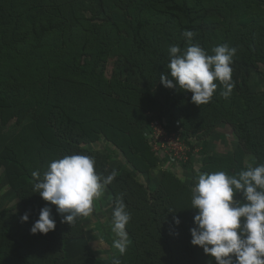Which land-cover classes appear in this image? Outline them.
Listing matches in <instances>:
<instances>
[{
    "label": "trees",
    "instance_id": "16d2710c",
    "mask_svg": "<svg viewBox=\"0 0 264 264\" xmlns=\"http://www.w3.org/2000/svg\"><path fill=\"white\" fill-rule=\"evenodd\" d=\"M220 2L222 6L224 4L229 6L230 20L224 16L225 31L228 35L232 32L234 37L232 41L238 52L236 57L232 58V71L236 63L244 66L257 62L264 64V0H220ZM79 3L78 1L75 6H79ZM25 5L26 0H0L1 51L2 48H11L12 37L21 26L19 15L25 12L23 11ZM108 5L117 6L123 11L126 24L121 27L125 28L124 36L129 41V47L126 49L127 57L137 66L142 86L136 87L134 93H131L129 87L125 89L121 82L104 83L96 95L87 97L83 102L69 101L71 105L63 107L65 101L61 97L68 98L63 88L43 86L38 90L43 92L40 99L36 97L35 100L34 93L28 104H24L16 102L14 96L9 95L0 83V119L5 123L2 117L7 114L8 117L14 118L16 124H20L18 126L21 132L28 133L30 137L35 134L39 140L44 136L49 147L50 160L77 153L94 157L95 170L103 176L113 171L102 164L98 154L92 155L90 150L81 147L82 143L93 141L99 134L106 135L109 140L117 144L133 168L139 173L148 174L147 179L152 180L150 170L159 157L151 150L144 137V130L152 117L148 119L143 116L145 109L151 110L155 114L153 116L159 119L169 115L171 110H176L177 119L171 120L169 117L166 119L180 127L187 141L193 134L206 139L207 135L217 130L221 123L225 122L232 126L239 141L236 150L228 158L214 160V163L224 161L223 170L230 175L247 168L243 164L246 152L255 157L253 166L264 164V99L262 97L241 93L232 77L236 85L234 87L239 91L236 97L231 94L228 98H224L221 95L224 91L223 85L219 81H214L217 83V88L213 97L208 103L199 106L191 101L192 93L180 89H168L160 83V75L168 73L167 64L170 59L169 49L164 48V43L185 48L186 39L182 36L184 30L193 31L195 33L193 43L199 44L208 54H212L211 49L218 33L215 22L207 15L208 9L203 1L110 0ZM75 6L70 5L73 13ZM222 6L219 7V11L225 14ZM28 10L33 12L25 15L24 22L32 35L33 44L35 47L41 44L49 47L43 38L50 33L54 25L51 21L43 23L38 8ZM152 23L163 31L166 37L164 41L156 32L148 35L147 28ZM104 24L109 28L115 27L118 31L119 26L108 21L93 25L92 28L97 32L105 26ZM209 26L212 31L207 33L205 29ZM145 57H153L156 62L145 66L142 63ZM44 60V57H40L41 62ZM43 65L36 72L44 69ZM66 71L67 74L73 75L88 74L84 65L72 63ZM72 83L80 85L76 81ZM156 86L157 93L153 92ZM135 98L137 101L133 102ZM236 98L243 100V103H239ZM138 114L140 116L142 114L140 121L137 119ZM29 115L31 121L23 124ZM212 157L205 155L203 171L212 172L209 167V164L213 163L214 157ZM33 164L34 161L25 160L12 147L6 146L0 152V165L5 171L7 183L22 207L21 213H10V215L7 211L0 210V239L6 240L11 246V255L7 256L5 261L7 264H77L86 246L85 239L79 234L65 230L72 227L68 223L61 222L62 217L56 212L54 205L50 206L56 228L47 234L37 233L38 241L49 249L37 259L38 257H34L24 248L27 230L23 231L21 227V216L28 214V221L23 223L31 228L39 218L40 210L49 204L38 193L33 192L34 169L32 168H36ZM163 172L165 173L159 186L154 189L144 187L134 174L127 170L116 173L112 183L106 186L110 190L113 202L121 196L127 206L126 210L131 214L126 226L132 238L127 248L130 258L128 261H124L123 256L115 259L119 260L120 264H195L191 260L194 255L200 254L201 262L205 260V256H208L203 251L195 254V251L189 248L188 231L185 230V222L178 214L180 206H176V203L181 204L179 200L184 201L189 198L191 187L184 185L173 172ZM43 173H40L41 176ZM174 194H178L181 199L173 196ZM235 199L240 200L241 195L237 194ZM195 214L196 211L189 221H194ZM18 215L20 218L16 220ZM174 216L181 221L178 226L174 223ZM208 258L214 260L210 256ZM85 261L82 263L86 264ZM113 262L114 260L110 264ZM99 264L107 263L104 261Z\"/></svg>",
    "mask_w": 264,
    "mask_h": 264
},
{
    "label": "rangeland",
    "instance_id": "374dc122",
    "mask_svg": "<svg viewBox=\"0 0 264 264\" xmlns=\"http://www.w3.org/2000/svg\"><path fill=\"white\" fill-rule=\"evenodd\" d=\"M33 1L34 4H32ZM78 1L80 2L79 6H75ZM202 1L208 9L207 15L215 22L216 32L218 33L213 47L227 44L229 47L236 48L232 41V39L234 40L232 32L228 35L225 31L224 16L230 20L228 17L229 6L227 4L222 6L220 0ZM109 3L110 0H26L23 9L25 12L19 15L21 26L12 37L11 48H2L1 51L0 43V83L9 95L14 96L16 102L28 104L27 102L34 93L35 100L36 97L40 99L43 92L38 90L43 86L50 85L53 88H63L68 96V98L61 97L65 101L63 107H69L71 102L76 103L77 100L83 102L87 97L96 95L102 89L104 83L121 82L125 89L129 87L131 93H134L136 87H141L142 79L139 76V70L127 57L126 49L129 47V41L124 36L125 28L121 27L126 24L123 11L117 6L110 7ZM70 5L75 6L74 13ZM221 6L224 7L225 14L219 11ZM36 8H38L39 15L42 16L43 23L51 21V24L54 25L50 33L43 38L49 47L43 44L35 47L32 35L28 32L27 25L24 22L25 15L33 12V10L28 9ZM106 21L119 26L118 31L115 27L111 26L109 28L106 24L97 32L94 30L95 28H92L93 25H99ZM205 31L210 33L212 28L209 26ZM151 32L160 34L163 41L166 39L163 31L155 23L150 24L147 28L148 35ZM171 45L172 43L170 45L164 43V48L168 50ZM237 53L236 51L233 58L236 57ZM40 57H44L45 60L41 62ZM153 62H156L153 57L142 59L145 66ZM71 63L84 65L88 70V74H67L66 68L71 67ZM42 65L45 70L42 69L36 72V70L42 68ZM45 66L47 67L45 68ZM232 77L235 79L237 88L241 93L264 99V64L257 62L244 66L236 63V67L232 71ZM243 79H246V81H243ZM72 81L79 82L80 85L73 84ZM237 88L234 87V91L231 92L235 97L239 92ZM153 92L157 93V86L153 88ZM236 99L239 103H243L240 98ZM134 101L136 102L137 98L133 99ZM142 114L148 119L155 115L149 109L143 110ZM142 114L141 116L140 114L137 115L139 121L142 119ZM177 114L176 110H171L169 115H165L163 118L169 117L171 120H175L178 117ZM2 119L5 123L0 119V152L6 146L12 147L25 160L34 161L33 165L36 167L32 168L34 171L43 173L49 162L53 160H50L46 138L43 136L39 140L35 134L30 137L28 133L21 132L18 126L20 124H16L14 118L8 117L7 114ZM30 121L31 116L29 115L23 121V124H28ZM218 127L217 130L208 134L206 139L199 138L194 134L190 135L188 141L191 144H189L191 153L186 161V166H178L176 169L174 167L169 168L161 158H158L157 163L150 170V175L153 177L151 181L147 179L148 174L139 173L133 168L117 144L109 140L106 135L99 134L93 141L82 143L81 147L90 150L92 155L98 154L102 164L117 174L124 170L130 171L144 187L149 189L159 186L158 184L164 176L163 173H165L163 171L173 172L184 185L192 187L196 182L195 178L198 172H205L203 171L205 168H202L205 165V155L214 157L212 159L213 163L209 164L212 172L225 171L223 170L225 162L218 161V163H214L215 158H228L234 153L239 144L232 126L224 122L219 124ZM254 163L255 157L246 152L243 157L244 166H253ZM173 196L180 198L178 194ZM179 202L181 204L176 203V206H180L178 214L185 222V230L188 231L189 248L191 247L195 254L200 253L203 249L192 245L190 239V229L195 225L193 220L189 221V218L196 211L191 208V191L189 198L184 201L179 200ZM114 206L110 190L105 188L101 198L94 200L92 213L87 217H78L75 223L70 225L72 228L65 229L73 234H79L85 239L86 246L82 252V257L77 260V264H83L82 262L85 260L86 264H97V262L104 261L110 264L112 260L119 259L121 256H123L124 261H128L130 258L127 248H129L132 238L127 228L128 241L125 253L121 254L113 246V241L116 239L115 233L112 231ZM21 208L17 198H15L13 189L7 183L5 171L0 165V210L7 211L10 215V213H21ZM19 218L20 215L17 216L16 220ZM20 224L23 231L24 229L27 230L24 248L39 259L40 255L46 253L45 250L49 247L38 241V235L32 234L26 224L22 221H20ZM10 255L11 246L6 240L0 239V264H7L5 258ZM191 260L195 264L197 262V264H210V261L215 264V261L208 258V256H205V260L201 262L200 254L194 255Z\"/></svg>",
    "mask_w": 264,
    "mask_h": 264
},
{
    "label": "clouds",
    "instance_id": "9594fccd",
    "mask_svg": "<svg viewBox=\"0 0 264 264\" xmlns=\"http://www.w3.org/2000/svg\"><path fill=\"white\" fill-rule=\"evenodd\" d=\"M187 46H169L168 73L160 75V83L168 89L192 93L196 105L208 103L219 81L221 95L228 98L235 86L232 81L233 56L237 49L220 44L208 54L193 43L195 33L184 30ZM95 158L71 154L52 160L43 175L37 171L33 192L49 202L30 228L32 234H47L56 228L52 207L61 215L62 223L73 225L78 217L89 216L94 200H99L116 173L103 176L95 170ZM191 187V208L196 210L194 227L190 229L191 244L214 258L215 264H264V164L249 165L236 174L225 171L198 172ZM240 194L241 199H235ZM112 231L113 246L121 253L127 248L128 225L131 214L121 196L114 202ZM29 216H21L27 222ZM178 226L181 221L173 217ZM113 264H120L114 260ZM210 264L212 262L210 261Z\"/></svg>",
    "mask_w": 264,
    "mask_h": 264
},
{
    "label": "built area",
    "instance_id": "2783aa9c",
    "mask_svg": "<svg viewBox=\"0 0 264 264\" xmlns=\"http://www.w3.org/2000/svg\"><path fill=\"white\" fill-rule=\"evenodd\" d=\"M177 124V123H175ZM144 137L151 150L170 168L183 166L191 153L189 142L185 139L180 127L167 119L152 116Z\"/></svg>",
    "mask_w": 264,
    "mask_h": 264
}]
</instances>
